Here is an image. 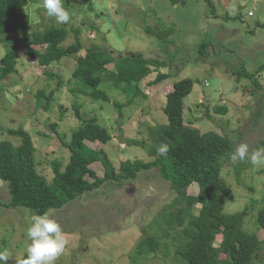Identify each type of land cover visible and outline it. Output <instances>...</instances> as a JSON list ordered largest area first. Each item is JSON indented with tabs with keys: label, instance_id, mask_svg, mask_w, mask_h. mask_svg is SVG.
I'll use <instances>...</instances> for the list:
<instances>
[{
	"label": "rangeland",
	"instance_id": "obj_1",
	"mask_svg": "<svg viewBox=\"0 0 264 264\" xmlns=\"http://www.w3.org/2000/svg\"><path fill=\"white\" fill-rule=\"evenodd\" d=\"M172 1L63 0L71 21L58 24L47 16L42 0H31L24 11L27 33H32L29 28L44 30L51 21L54 27L64 25L68 32L65 44L69 45L75 42L76 32L71 30L76 28L81 51L41 67L29 59L21 43L16 73L0 81V141L16 146L21 136L10 131L28 132L38 171L51 182L52 162L63 167L68 162L64 143L71 141L82 123L73 109L80 104V118H95L111 136L105 146L93 138L85 144L103 149L116 173L121 174L122 162L151 160L145 149L129 141L150 142L147 127L167 123L163 111L167 92L175 82L188 79L192 89L183 99L186 126L226 137L232 144L231 152L241 143L247 144L252 154L264 149V72L254 78L244 76L264 63V0ZM91 45L106 48L115 57L141 54L165 67H150L140 83L145 97H137L119 111L114 102L124 104L127 99L108 83L101 89L108 94L109 103L73 93L76 60L84 57ZM8 49L0 42V59ZM36 49L43 52L44 46ZM156 76L168 78L153 84ZM90 169L97 177L104 176L100 163ZM220 177L232 193L224 203V212L245 211L244 230L255 235L264 255V228L257 224L258 214L264 210V163L227 159ZM127 181H105L65 207L48 211L68 240L56 264H186L179 254L174 257L181 247L173 240L198 216L197 184L186 189L187 200L180 203L179 195L157 170L141 172L137 180ZM9 201L6 185L0 180V203ZM33 215L23 207H0V250L10 252L8 264H20L26 258V232ZM148 235H157L161 242L157 254L139 245ZM182 241L185 247L188 240ZM220 241L221 236H217L216 245Z\"/></svg>",
	"mask_w": 264,
	"mask_h": 264
},
{
	"label": "trees",
	"instance_id": "obj_2",
	"mask_svg": "<svg viewBox=\"0 0 264 264\" xmlns=\"http://www.w3.org/2000/svg\"><path fill=\"white\" fill-rule=\"evenodd\" d=\"M30 1L0 0V42L9 48L0 59V81L16 73L18 47L21 43L29 59L35 60L41 67L59 63L63 58L75 56L81 51L82 45L76 28L71 30L76 32L75 42L69 45L65 44L68 32L64 25L63 28L54 27L51 21L41 31L29 28L32 33L28 34L24 11L29 8ZM175 2L172 1V4ZM175 6L177 7L176 4ZM64 7L66 8L65 4ZM42 46L44 51L39 52L36 48ZM150 67L158 69L165 67V64L146 60L141 54H137L135 58L115 57L108 49L91 45L85 56L76 60L72 73L75 83L73 93L109 103L108 94L101 89L108 83L127 99L124 104L114 102V107L120 111L137 97H145L140 83L150 73ZM260 72H264V63L254 73L244 76L254 78ZM167 78L168 76H156L153 84H159ZM58 81L61 85L60 79ZM191 89L192 81L188 79L172 84L171 90L165 96L163 109L167 123L147 127L149 143L129 141L130 145L145 149L151 160L122 162L121 174L116 173L103 149L94 150L85 144L86 139L93 138L105 146L111 136L95 118H80V104L74 105L73 109L76 118L82 123L72 133L71 141L64 143L69 153L68 162L64 167L58 161L52 162L51 182L38 171L36 150L30 134L22 130L10 131L12 135L21 137L16 146L8 141H0V180L6 185L10 196V201L7 204L0 203V207H23L31 210L34 215L43 214L65 207L82 194L100 188L105 181H135L141 172L157 170L173 192L179 195L180 203L187 200L186 189L191 184L196 183L199 187L198 216L191 221L189 228L183 229L184 234H175L173 244L179 245L181 249L174 257L179 254L186 264H263L264 255L259 241L255 235L244 230L245 211L231 214L224 212V203L231 199L232 193L230 187L221 179L220 172L224 161L231 159L234 153L231 152V142L218 133H200L184 123L183 99L189 95ZM37 95L41 96L42 93ZM46 99L51 101L49 97ZM44 110H47L46 106ZM161 144H168L170 151L167 156L158 154L157 149ZM95 163H100L104 169L102 178L97 177L90 169ZM257 224L259 228H264V210L258 214ZM142 234H145V227L142 228ZM217 236H221L218 245ZM182 238L188 240L185 247ZM158 240L157 235L144 236L139 245L150 248V253L157 254L161 247Z\"/></svg>",
	"mask_w": 264,
	"mask_h": 264
},
{
	"label": "clouds",
	"instance_id": "obj_3",
	"mask_svg": "<svg viewBox=\"0 0 264 264\" xmlns=\"http://www.w3.org/2000/svg\"><path fill=\"white\" fill-rule=\"evenodd\" d=\"M42 7L49 17H54L58 24H68L71 21L70 12L64 7L63 0H42ZM168 144H161L157 152L167 156ZM233 163L250 159L253 165L264 163V149H258L254 154L249 152L247 144H238L231 155ZM26 238L29 244L26 248V258L20 264H56L64 253L68 240L60 223L49 212L33 215L27 228ZM8 250H0V264H8Z\"/></svg>",
	"mask_w": 264,
	"mask_h": 264
}]
</instances>
